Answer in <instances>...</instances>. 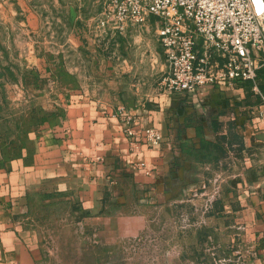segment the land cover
I'll return each mask as SVG.
<instances>
[{
	"label": "crops",
	"instance_id": "crops-1",
	"mask_svg": "<svg viewBox=\"0 0 264 264\" xmlns=\"http://www.w3.org/2000/svg\"><path fill=\"white\" fill-rule=\"evenodd\" d=\"M28 17L37 18L32 13ZM134 29L104 34L106 44L114 48L103 64L112 70L103 77L110 87L97 97L108 104L98 105L95 87L90 94L88 89L87 99L72 92L63 99L58 96L70 102L62 105L61 125L42 128L39 143L31 142L30 151L23 148L19 155L1 159L0 264H33L29 237L36 226L31 223L29 197L38 193L68 192L77 210L89 215L109 211L121 202L120 195L129 193L152 196V209L159 212L176 208V198L186 197L179 198L189 213L185 227L199 214L205 228L227 239L242 230L247 238L252 233L250 242L264 240V118L252 119L250 114L260 97L249 82L190 93L140 90V82L126 75L132 52L122 39ZM94 37L87 35L88 42L95 43ZM96 80L95 74L87 77L89 83ZM257 84L264 92V68L257 72ZM121 107L135 127H153L160 133L159 146L147 147L122 132L124 124L117 115ZM96 157L103 162L97 165ZM49 186L55 187L45 190ZM137 208L135 216L120 219L128 225L145 223L139 212L143 209Z\"/></svg>",
	"mask_w": 264,
	"mask_h": 264
},
{
	"label": "rangeland",
	"instance_id": "rangeland-1",
	"mask_svg": "<svg viewBox=\"0 0 264 264\" xmlns=\"http://www.w3.org/2000/svg\"><path fill=\"white\" fill-rule=\"evenodd\" d=\"M104 1L0 0V162L23 148L30 151L31 142L39 143L42 128L61 125L62 105L70 104L61 101L65 93L87 99L95 87L98 105L109 103L97 97L110 87L103 77L112 69L103 60L114 48L96 24ZM28 13L37 18H26ZM157 26L152 17L122 39L132 52L129 81H139L140 90L161 94L166 92L161 82L168 65L156 38ZM90 34L96 35L95 43L88 42ZM94 74L95 84L89 83L87 77ZM82 98L79 101L87 103ZM143 197L120 195L121 202L109 211L89 215L77 210L68 192L32 195L33 264H264V240L250 242L252 233L247 238L242 230H234L227 239L205 228L199 214L185 227L189 213L180 196L176 208L160 212L152 209V196ZM137 207L144 210L139 212L145 223L128 225L120 219L135 216Z\"/></svg>",
	"mask_w": 264,
	"mask_h": 264
},
{
	"label": "built area",
	"instance_id": "built-area-1",
	"mask_svg": "<svg viewBox=\"0 0 264 264\" xmlns=\"http://www.w3.org/2000/svg\"><path fill=\"white\" fill-rule=\"evenodd\" d=\"M150 17L158 20L156 36L168 65L161 82L166 92L249 82L261 99L251 117L264 118V92L257 84V72L264 68V21L253 0H105L96 24L100 33H122ZM117 115L127 136L159 146L155 128L135 127L123 107Z\"/></svg>",
	"mask_w": 264,
	"mask_h": 264
},
{
	"label": "bare ground",
	"instance_id": "bare-ground-1",
	"mask_svg": "<svg viewBox=\"0 0 264 264\" xmlns=\"http://www.w3.org/2000/svg\"><path fill=\"white\" fill-rule=\"evenodd\" d=\"M254 10L261 19L264 20V3L262 0H253Z\"/></svg>",
	"mask_w": 264,
	"mask_h": 264
}]
</instances>
